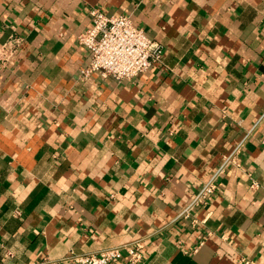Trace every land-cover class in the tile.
<instances>
[{"label":"crops","instance_id":"0c3cea01","mask_svg":"<svg viewBox=\"0 0 264 264\" xmlns=\"http://www.w3.org/2000/svg\"><path fill=\"white\" fill-rule=\"evenodd\" d=\"M93 7L160 62L82 77ZM139 239L140 264H264V0H0V264Z\"/></svg>","mask_w":264,"mask_h":264},{"label":"built area","instance_id":"2783aa9c","mask_svg":"<svg viewBox=\"0 0 264 264\" xmlns=\"http://www.w3.org/2000/svg\"><path fill=\"white\" fill-rule=\"evenodd\" d=\"M92 25L78 35V42L89 52V62L81 69L82 77L99 73L104 78L118 81L131 79L148 70L163 57L164 46L136 25L131 14L107 13L100 7L91 9ZM7 50V57L12 55ZM239 146L225 156L223 164L196 193L190 204L178 217H189L195 206L207 203L218 188V175L234 162ZM145 243L136 240L80 255L71 253L61 259L44 258L28 264H116L126 254L132 264L144 259ZM249 263V262H248Z\"/></svg>","mask_w":264,"mask_h":264}]
</instances>
